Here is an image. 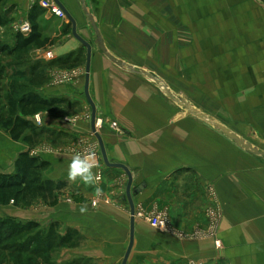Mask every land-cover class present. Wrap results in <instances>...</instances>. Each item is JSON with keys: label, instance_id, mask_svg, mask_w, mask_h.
<instances>
[{"label": "crops", "instance_id": "0c3cea01", "mask_svg": "<svg viewBox=\"0 0 264 264\" xmlns=\"http://www.w3.org/2000/svg\"><path fill=\"white\" fill-rule=\"evenodd\" d=\"M33 1L0 2V11H10L13 18L2 31L15 37L17 23L30 22L34 4L41 6L40 0ZM60 1L75 19L77 33L92 45L89 94L96 107L97 131L109 161L126 165L133 175L136 210L166 207L177 228L192 231L196 224L205 223L210 186L224 210L220 229L226 247L221 251L214 248L213 241H184L135 217L134 242L126 264H188L189 260L210 262L212 258L223 264H264L263 155L238 146L170 98L154 80L113 63L96 44L81 0ZM85 1L112 54L157 74L175 95L166 81L168 75H160L153 62L160 56L168 64L181 62L187 79L192 77L200 88L213 87L219 103L231 105L237 124L222 121L181 97L264 152V0H184L180 9L183 30H190L191 36L182 44L186 49L177 60L175 17L176 10L181 12L176 0ZM45 10L40 24L45 36L56 38L52 55L86 48L74 35L68 16L61 18ZM160 14L161 20L157 18ZM52 21L58 28L50 25ZM12 38L7 40L9 44L14 43ZM85 84L86 70L78 67L70 82L57 85L50 80L42 87L45 97L66 98L75 107L74 112L60 117L42 114L46 125L69 134V142L44 155L51 162L46 177L66 180L68 186L58 193L54 206L44 203L37 219L47 223L52 214L63 229H77L86 240L76 252L93 264H123L132 228L131 203L124 198L129 176L123 168L105 162L93 130V108ZM72 116L77 118L75 124L64 120ZM73 150L95 153L100 167L93 172L101 174L99 183L69 180ZM97 187L114 200H102L94 208L90 199ZM85 206L87 211L82 213Z\"/></svg>", "mask_w": 264, "mask_h": 264}, {"label": "trees", "instance_id": "16d2710c", "mask_svg": "<svg viewBox=\"0 0 264 264\" xmlns=\"http://www.w3.org/2000/svg\"><path fill=\"white\" fill-rule=\"evenodd\" d=\"M45 11L35 3L28 16L31 31L27 35L17 32L13 44L0 38V127L14 141H23L30 146L36 144V136L40 133L30 118L40 112H56L57 106L68 102L66 98L45 97L38 91L48 81L46 64L41 59L25 65L27 52L53 45L54 40L44 35L40 24ZM8 13L0 11V31L13 20L10 11ZM68 56L55 58L51 66L76 67L80 52ZM10 57L15 58L9 61ZM50 166V161L32 155L29 150L21 152L13 172L6 173L0 168V204L13 201L16 205L30 206L42 200L54 205L66 182L46 177ZM81 237L77 229L70 227L64 234L56 221L43 226L38 221L0 217V259L14 264H55L52 261L54 255L65 247H77Z\"/></svg>", "mask_w": 264, "mask_h": 264}, {"label": "rangeland", "instance_id": "374dc122", "mask_svg": "<svg viewBox=\"0 0 264 264\" xmlns=\"http://www.w3.org/2000/svg\"><path fill=\"white\" fill-rule=\"evenodd\" d=\"M184 0H176V9H179L180 14H178V11L176 10V25H175V30H174V35H175V58L177 60V57L179 53L183 52L182 49L184 48L185 45H182L183 43H187L189 41V36H191V31L190 30H183V13L180 11L182 9V3ZM5 13V12H4ZM9 14L8 12H6ZM10 16V15H9ZM162 14L158 15L157 18L159 20L162 19ZM165 18V17H164ZM30 23V22H29ZM53 21L50 23V25H53ZM31 25V24H30ZM70 25V24H69ZM67 27V29H70L71 26ZM20 23H17V29H19ZM55 28H58L57 25H53ZM54 29V27H53ZM8 30L5 31H0V38L8 43L9 38L14 39V34H11ZM18 32H21L18 30ZM26 34V33H25ZM28 34V33H27ZM26 34V35H27ZM192 35H193V30H192ZM193 41V40H192ZM56 38L53 41V45L56 44ZM52 45L48 46L44 49H32L29 52L26 53L25 55V65L28 63L40 60L43 61L46 64V72L48 76V81L53 80L54 84L60 85V84H65L68 83L72 80V74L74 75L76 72H78V67H80L81 70H86V48H80L76 51L73 52H80V57H79V62L76 67H68V68H62L59 67V64L56 66H51V62L58 58H67L69 57L68 55L72 52H69L67 54L63 55H58L54 56L52 55ZM186 47L184 48V50ZM191 49L194 50V47ZM15 58V57H14ZM14 58L9 59V61H13ZM159 61L153 62V65L157 72L161 75H168L166 78V81L171 85L172 89L175 90L177 93L176 95L179 97H186L189 99V101H193L197 105H200L204 107L207 112L211 115H216L219 116V119L222 121H225L229 124H237L236 122L238 120H235L236 118L234 117V114L232 113L231 110V105L229 103H219L217 98L215 97V92L214 88H210L209 90L206 88H200L199 86L194 85V80L192 79H187L186 73L184 74V68L181 64V62H176L174 64H168L165 62L164 58L162 56L159 57ZM71 61V59H70ZM25 67V66H24ZM22 81V79H19ZM26 81V79H25ZM6 83V81H5ZM46 83V84H47ZM42 88H39V92L41 93ZM42 94V93H41ZM44 96V95H43ZM68 101V100H67ZM75 104L72 103L71 101L66 102L65 104L59 105L56 107V112H40L36 114L35 116L31 117L30 120L35 124V126L38 127V131L40 132L39 135L36 136V144L33 146H30L28 143H25L23 141H14L10 134L3 130L0 127V168L6 172L10 173L13 172L15 169V162L18 157V155L21 152L24 151H30L31 154L35 152V155L41 156L42 158L46 159L44 157L45 154H48L50 152L56 151V149H59V145L62 143H67L69 142V138L67 133H62V131H59L57 129H53V127H50L49 125H46L43 121V113H47L49 116L54 117H60L64 115L66 112L70 113L71 111L74 112V106ZM59 110V111H58ZM76 117V116H72ZM67 118V117H66ZM64 119L67 122H70L68 119ZM32 132V131H31ZM252 144V143H251ZM253 145V144H252ZM74 153L75 150H73ZM47 160V159H46ZM50 161V160H48ZM51 163V162H50ZM51 167V166H50ZM66 186H68V183L66 180ZM100 181H97L99 183ZM208 196L209 198V203L207 205V208L205 209L204 212V217H205V223L204 224H196L193 228L192 231H187L183 229H179L174 225L169 217L168 210L165 208H157L156 210L152 209H146L142 208L145 212L147 213H163L168 222L169 225L172 228L171 232L173 235H175L178 238L184 239L185 240H194V239H206L208 241H213V246L217 251H221L226 247V242L224 239L221 237V223L222 219L224 216V210L220 202L218 201V196L215 191V188L210 186L208 188ZM97 199L99 200L96 207L100 203V201L105 200L106 201H111L114 200L113 197L103 196V194L97 195V193L94 194V196L91 197L90 202L94 208H96L93 205V200ZM68 202L72 200V198H67ZM44 201L42 200H37L36 203L34 202L30 206H24V205H16L12 202L8 204H0V217H5V216H12L17 219H20L22 221H39L38 216L39 212H42L41 210L44 209ZM55 205V204H54ZM53 205V206H54ZM50 207V206H49ZM136 207V206H135ZM139 209H135V217L136 212ZM50 214L48 217H51V221L49 220L47 223H41L43 226L49 225L52 222H55L56 220H53V217ZM139 218V217H138ZM141 219V218H140ZM48 220V219H47ZM145 221V220H144ZM58 223L61 222L56 221ZM147 222V221H146ZM149 223V222H148ZM152 226V224H151ZM156 228L155 226H153ZM170 228V230H171ZM67 229V228H66ZM66 229L62 228L61 225V231L65 234ZM159 229V228H158ZM161 230V229H159ZM163 231V230H162ZM167 231V230H164ZM85 238L81 237V240L79 242V245L75 248H63L58 252L57 254L54 255L52 261L55 262V264H93V261L88 259L86 256L79 255L76 250L82 247L85 244ZM215 258H212L210 262H198L197 260H189L188 264H214L213 261H215V264H223V262L219 259L214 260ZM0 264H14L13 262H10L8 260H2L0 259ZM43 264V263H39Z\"/></svg>", "mask_w": 264, "mask_h": 264}, {"label": "water", "instance_id": "95a60500", "mask_svg": "<svg viewBox=\"0 0 264 264\" xmlns=\"http://www.w3.org/2000/svg\"><path fill=\"white\" fill-rule=\"evenodd\" d=\"M56 2L59 4V6L64 9V11L66 12V15L68 16V18L70 19V21L73 24V33L74 35L79 38V40L82 41V43L86 46L87 48V62H86V84H85V92L87 94V96L90 99V102L92 104V108H93V113H92V126H93V130L94 132H96V136H98L99 140H100V144H101V148L103 151V156L105 159V162L110 165V166H114V167H120L123 168L124 170H126L128 176H129V183H128V190H127V194L124 197L125 199H128L129 202L131 203V242H130V246L127 250L126 256L124 258L123 264L127 263L128 257L130 255L132 246H133V242H134V222H135V204L133 201V192H135L136 190L133 188V175L131 173V171L129 170V168L122 164V163H113L110 162L108 159V156L106 154L105 151V147L102 141V138L100 137L98 131H97V126H96V107L94 105V103L91 100L90 94H89V83H90V68H91V56H92V45L90 42H86V40L84 38H82L78 33H77V25H76V21L75 19L72 17V15L69 13L68 9L61 3L60 0H56ZM82 2V6L84 11H86V15L89 19V22L95 32V42L98 45V47L100 48V50L104 53V55L109 58L113 63H116V65H118L121 68H124L126 70H129L130 73H136L139 75H142L144 77L150 78L152 80H154L155 82H157L160 86L164 87V89L166 90L167 95L172 98L174 101H176L177 103H179L180 105H182L184 108H186L188 111H190L191 113L195 114L197 117L202 118L205 120V122H208L209 124L213 125L214 127H216L217 129H219L220 131H222L227 137H229L230 139H232L238 146H240L241 148L249 151L252 154H256L259 156L264 157V152H261L258 148H256V146L252 145L250 142H247L243 137L239 136L237 133H235L233 130H231L229 127H227L226 125H224L222 122H219L213 118H210L209 116H207L205 113L201 112L200 110H198L196 107H194L193 105H189V103L184 100L182 97L176 96L174 93H172V91L169 89V87L167 86V84L157 75L154 74L152 72L149 71H145V69L143 68H139V67H135L133 65H131V63H127L119 58H117L114 54H112L103 39V36L101 34L100 31V27L98 26L94 16L92 15V13L89 11L87 5H86V1L85 0H81ZM141 187H139L138 189H140ZM137 189V190H138Z\"/></svg>", "mask_w": 264, "mask_h": 264}, {"label": "clouds", "instance_id": "9594fccd", "mask_svg": "<svg viewBox=\"0 0 264 264\" xmlns=\"http://www.w3.org/2000/svg\"><path fill=\"white\" fill-rule=\"evenodd\" d=\"M24 25L27 26L28 22L25 21ZM23 30V27H22ZM70 123L75 124L76 117H67ZM35 155V152L32 153ZM100 167L99 161L96 159V155L94 152H87L86 154H82L80 152H76L71 159V163L69 164L68 178L71 181H76L77 179L81 180L86 185H94L99 180V174L94 173L93 169H98ZM101 192L100 188H96V193L99 195ZM80 211L82 213L87 211L86 206L81 207Z\"/></svg>", "mask_w": 264, "mask_h": 264}, {"label": "built area", "instance_id": "2783aa9c", "mask_svg": "<svg viewBox=\"0 0 264 264\" xmlns=\"http://www.w3.org/2000/svg\"><path fill=\"white\" fill-rule=\"evenodd\" d=\"M36 0L33 1V3H35ZM40 4L42 6V8L47 9L48 11H50L51 13L61 17V18H66V12L64 11V9H62L59 4L56 2V0H40ZM28 22V21H27ZM19 27V31H21L22 33H29L31 31V25L28 22V25L25 26L24 22L20 23ZM23 27V30H22ZM99 174V180H101V174ZM100 200V199H99ZM97 199L93 200V205L96 207L98 201ZM136 216L149 222V224H152V226H155L156 228H159L161 230H167V231H172L171 226L169 225V222L166 218V216L163 213H147L145 212L142 208L136 212ZM171 228V230H170Z\"/></svg>", "mask_w": 264, "mask_h": 264}]
</instances>
